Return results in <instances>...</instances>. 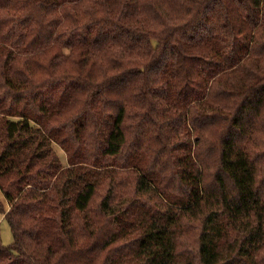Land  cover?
<instances>
[{
	"label": "trees",
	"instance_id": "16d2710c",
	"mask_svg": "<svg viewBox=\"0 0 264 264\" xmlns=\"http://www.w3.org/2000/svg\"><path fill=\"white\" fill-rule=\"evenodd\" d=\"M0 191V264H264V0H0Z\"/></svg>",
	"mask_w": 264,
	"mask_h": 264
},
{
	"label": "rangeland",
	"instance_id": "374dc122",
	"mask_svg": "<svg viewBox=\"0 0 264 264\" xmlns=\"http://www.w3.org/2000/svg\"><path fill=\"white\" fill-rule=\"evenodd\" d=\"M52 147L54 151L56 152V154H58L60 160L62 161V164L65 165L67 161H66V154L64 150L55 143L52 144ZM0 199L4 203L5 209H7L9 205L5 201V198L2 195L1 191H0ZM95 202H97V199L95 200ZM0 238H1L2 244L4 245H10L13 241L12 231L10 229L8 222L3 217V214H0Z\"/></svg>",
	"mask_w": 264,
	"mask_h": 264
}]
</instances>
